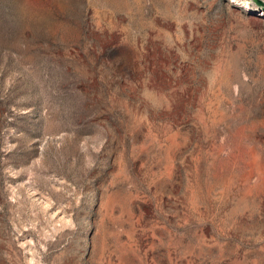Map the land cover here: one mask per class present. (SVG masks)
<instances>
[{
  "label": "rangeland",
  "instance_id": "obj_1",
  "mask_svg": "<svg viewBox=\"0 0 264 264\" xmlns=\"http://www.w3.org/2000/svg\"><path fill=\"white\" fill-rule=\"evenodd\" d=\"M0 264H264V7L0 0Z\"/></svg>",
  "mask_w": 264,
  "mask_h": 264
},
{
  "label": "water",
  "instance_id": "obj_2",
  "mask_svg": "<svg viewBox=\"0 0 264 264\" xmlns=\"http://www.w3.org/2000/svg\"><path fill=\"white\" fill-rule=\"evenodd\" d=\"M255 2L258 4V5H261L264 7V1L263 0H255Z\"/></svg>",
  "mask_w": 264,
  "mask_h": 264
}]
</instances>
